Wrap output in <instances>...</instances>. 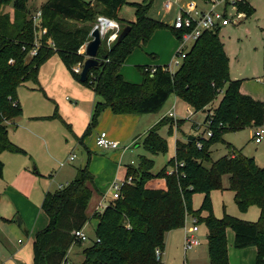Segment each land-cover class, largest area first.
<instances>
[{"label":"trees","instance_id":"16d2710c","mask_svg":"<svg viewBox=\"0 0 264 264\" xmlns=\"http://www.w3.org/2000/svg\"><path fill=\"white\" fill-rule=\"evenodd\" d=\"M152 1L131 4L135 9V21L128 22L118 16L126 0H48L40 9L39 28H34L26 0H15L12 14L1 12V7L10 0H0V152L26 155L9 141L7 123L21 115L17 89L26 82L38 85V70L45 61L57 55L72 78L79 82V75L72 68L85 61L84 53L79 50L88 41L96 17L115 21L122 30L130 27L121 42L115 41L108 49L99 48L97 57L102 63L88 71L83 83L79 82L100 99L79 141L90 135L105 108H110L114 114H154L174 95L196 113L210 109L221 93L222 98L204 119L205 133L190 141H176L175 156L169 162L174 166L172 173L167 174L166 169H162L152 175L149 171L153 162L144 157L139 158L137 167H128L126 176L132 177V183H125L119 198L95 214V240L83 250L82 264H161L155 251L163 252L164 234L183 228L187 216L194 217L207 230L209 264H229L227 229L234 234L235 249L255 247V264H264V168L242 155L241 150H231V145L222 138L227 133L262 127L264 103L241 94V80L230 79L228 57L218 37L219 30L204 32L174 72L156 67L151 75L146 67L139 66L141 84L124 81L119 70L125 59L155 30L168 28L147 16ZM236 7L246 16L253 14L249 6L236 4ZM40 28H46L47 33L39 34L36 55L30 57L35 32ZM172 32L179 37L178 32ZM261 33L264 49V28ZM47 39H51L53 47L46 45ZM50 118L60 117L55 111L53 116L44 117ZM168 122L170 120L163 119L144 139L143 147L149 153L167 152L166 141L156 131ZM207 132L211 133L208 138L204 137ZM218 143L225 144L231 154L212 161L209 150ZM2 173L0 161V177ZM223 176H228L227 190L233 192V200L241 212L251 206L259 209L257 221H243L226 213L221 218L213 215L210 194L224 190ZM152 178L165 179L166 189L145 188V183ZM90 182L88 165H85L76 170L72 182L62 189L45 193L41 209L48 224L35 234L32 264L63 262L68 249L76 242L73 232L81 230L87 221L85 211L91 197ZM195 193L203 195L197 210L192 209L191 203ZM202 212L207 215L201 217Z\"/></svg>","mask_w":264,"mask_h":264},{"label":"rangeland","instance_id":"374dc122","mask_svg":"<svg viewBox=\"0 0 264 264\" xmlns=\"http://www.w3.org/2000/svg\"><path fill=\"white\" fill-rule=\"evenodd\" d=\"M15 0H10V2L1 7L2 13H13V2ZM26 8L30 14H35L40 11L42 6L48 0H26ZM213 0H196L195 2L198 4H209ZM223 0H215V2H222ZM227 1V0H225ZM127 4H125L120 12L119 16L128 21H133L134 17V9L132 7V3H142L144 0H126ZM178 2V0H177ZM203 2V3H202ZM252 5L255 9L254 14L249 18L244 20L242 23L238 24H230L227 27H223L219 32V37L224 44V48L226 54L229 58L228 70L229 77L233 80H241L245 79L247 82V86L250 88H264V49L262 43V34L260 32L261 28H264V0H240L236 2L237 6L241 4L242 6ZM94 3H90L92 5ZM204 5V6H205ZM93 6V5H92ZM91 6V7H92ZM203 7V6H201ZM218 10H225L224 6L220 4ZM237 10V7H236ZM236 10L233 7L226 8V14L230 19H235ZM238 11V10H237ZM243 12V11H239ZM149 16L157 19L159 21H168L171 19L173 12H168V10H164L163 8V0H153L152 7L149 10ZM97 22V17L95 22L91 26V30L93 25ZM118 24V23H117ZM119 26V24H118ZM90 30V31H91ZM122 32V29L119 26V34ZM111 34V33H110ZM109 34V35H110ZM108 36V35H107ZM106 36V38H107ZM119 36V35H118ZM117 36V37H118ZM116 37V40H117ZM106 38L101 41V46H105L108 49L116 40L111 41L109 46L107 45ZM89 40V39H88ZM179 42L177 38L174 36L173 32L168 28H160L155 30L149 39L145 43H140L138 47L134 49V51L125 59L121 68H123L124 79L128 82L138 84L140 83V75L139 71H137L138 66H149L151 68H156L154 64L155 60L154 55L159 56L160 61H165L164 65L168 66L172 59L175 56L176 51L179 48ZM100 46V47H101ZM188 44L187 47H189ZM60 64V67H59ZM161 66V67H162ZM158 67V66H157ZM176 68H171V71H175ZM56 74V75H55ZM65 74V75H64ZM68 74L71 76L69 71L66 69L64 64L61 62L60 58L56 55L55 58H49L45 61L39 69L37 74L38 82L41 88L36 89V91H30L23 87H19L16 91V97L19 101L20 108L22 110V118L30 113L31 108L33 106V113H38L41 115H53L55 109L57 108V112L60 115H64L69 119L72 118V107H77L85 111V113H89L92 107V102L86 100L85 102L79 101V97L77 94L69 87L66 83L68 78ZM64 75V76H62ZM54 77V81L53 78ZM256 79L260 80L257 82ZM27 85H31V83H27ZM257 85L258 87H255ZM259 87V88H260ZM34 88V87H33ZM84 88V87H83ZM87 89V88H86ZM87 92L90 93V89H87ZM257 95V94H256ZM85 96V95H83ZM88 96H92L88 94ZM222 94H219L217 99L212 103L209 107L213 109L217 106L219 100L221 99ZM68 98V99H67ZM78 99V100H77ZM172 101H174V97H171L169 101L165 104L163 108V112L170 109L172 106ZM74 102L76 104H74ZM35 104V105H34ZM187 106H185L180 101H175V115L179 117L183 121L182 130L186 133H189V136H199L202 133H205V127L195 125V130L191 129V126L195 122H201L204 117L200 112L191 114L186 111ZM92 111V109H91ZM91 115V113H90ZM90 118V116H89ZM179 119V120H180ZM44 120V119H42ZM37 124H42L41 126H36L33 128L37 131L38 134H41L42 131H45V147L42 145L39 140H32L30 142V154H31V170L33 171V167L36 168L34 173H39L40 176L33 174L34 178L37 181L32 188V196L30 198L31 207L22 206L21 210L23 213V217L25 219L24 222L34 221L36 222L38 216L40 217L38 221V225L41 222L43 217H47L44 211L41 210L40 205L43 199V195L46 191L54 192L58 190L60 187L66 186V183H70L75 179L76 169L84 167L88 165V171L90 173L91 169L89 167L90 162L87 155V150L84 148V143L89 148L94 147V139L97 133H100L99 127L93 128L92 134L85 138L83 145L79 144L75 137L81 138L84 133V129L81 134L78 136H74L75 131H80L81 127L78 128L79 125L70 122L68 120V124H71V130H69L62 122H60L57 118L47 119L44 122L34 121ZM86 127V126H85ZM146 129V128H143ZM263 136L262 141L259 145H256L253 140V128H246L242 131L235 133H227L224 135L223 139L226 143L232 144L238 150L241 149L242 154L248 158H252L255 164L264 168V124L261 127ZM168 128L162 127L159 131V135L163 138L167 139L168 142V150L165 155H158L152 157L154 160V167L152 172L155 174L163 166L168 165V161L174 155V138L173 135H168ZM41 132V133H40ZM36 133V132H35ZM141 133V132H140ZM144 134V133H143ZM142 135V134H141ZM188 135V134H187ZM205 135V134H204ZM7 137L9 141H12V133H9L7 130ZM23 140L24 138L21 137ZM130 141V140H129ZM127 142H120L121 146H130L128 150H126L123 156V163L128 161H137L139 156L148 157L147 153L144 149L139 147H134L133 144ZM142 139H140L141 143ZM28 141H24V145H27ZM88 144H90L88 146ZM89 148V149H90ZM228 148L222 144L218 143L211 147V160L215 161L222 156L228 155L230 151ZM117 152H122L121 150H114ZM6 152V151H3ZM0 152V155L3 153ZM23 156V155H22ZM69 157H73L72 161H68ZM3 159V157H1ZM25 158V157H22ZM27 159V158H25ZM24 159V160H25ZM108 159V158H107ZM112 163V161H110ZM114 162V161H113ZM63 163L64 166H60ZM122 163V162H121ZM114 165L118 168L117 172L108 171L102 172V176H100V180L102 184H105L104 191L107 190L108 198H112L110 192V188L113 183L121 184L124 182V171L123 167L119 165L117 162H114ZM94 167V162L92 164ZM169 169V166H167ZM92 174V173H91ZM90 174V175H91ZM93 175V174H92ZM91 175V176H92ZM111 175V176H110ZM110 176V177H109ZM227 177H223V183L226 184ZM107 181V182H105ZM2 183L0 182V185ZM150 186L153 188L163 187L164 183L157 178H154L150 183ZM91 197L86 209V215L92 214V212L96 209L99 199L101 195H97V192L94 190L93 186H91ZM1 189V187H0ZM202 194L195 193L192 197V209L197 210L200 208L202 203ZM210 203L212 207V213L216 218H221L224 213L236 217L243 221L255 222L259 217V210L256 206L249 207L245 212H241L234 200L233 193L231 191H213L210 194ZM7 204V200H6ZM105 206V205H104ZM101 210V209H99ZM5 213L6 211H1ZM15 213V212H14ZM13 213V214H14ZM12 214V215H13ZM201 217L205 216V212L201 213ZM11 215V217H12ZM23 222V217L17 214L14 216V219L9 220L6 223H0V264H18L12 258V255L17 250L16 241L20 234V237L23 240L22 246L26 244L28 236H25L23 229L19 228L18 220ZM30 219V220H28ZM2 222V221H1ZM96 222V219H91V225L85 228V234L89 237L87 241L79 243L75 246L76 251L79 252L83 248L88 247L91 243L90 241L94 240L95 234L92 226ZM30 224V223H29ZM193 226V218L191 216H187L184 224V228L176 229L171 233V237L168 242L164 243V254L161 255V264H209L208 256H207V239H206V229L204 225L198 224V232L195 233L196 238L200 241V245L195 247L191 251H188L186 254L183 253L182 242L184 230L191 228ZM232 232L230 229H228ZM18 232V233H17ZM90 239V240H89ZM27 250H24L22 255V260L25 264H27ZM73 256V255H72ZM72 260V259H71ZM72 264H79V261L75 259L72 260Z\"/></svg>","mask_w":264,"mask_h":264},{"label":"crops","instance_id":"0c3cea01","mask_svg":"<svg viewBox=\"0 0 264 264\" xmlns=\"http://www.w3.org/2000/svg\"><path fill=\"white\" fill-rule=\"evenodd\" d=\"M167 1H169V0H163V8L166 11L168 10V12H171V11L173 12V15H172L170 20L164 22V21H159L157 19H154V18L150 17L149 14H147V16L149 18L153 19V20H156V21H159V22L165 24L170 31H173L172 28H171V23H172V20H173V17H174L175 6L171 2V3L168 4L167 7H165V4L167 3ZM186 1L195 2L196 0H186ZM132 4H134V3H132ZM248 4H249V2H248ZM198 5L199 6H203V8L206 7L205 4H202V5L198 4ZM249 7L253 9V14H254V12H255L254 7L252 5H250V4H249ZM134 12H135V9H134ZM237 12H239V11H237ZM242 14H244V17L242 18V20L239 23H242L244 20L249 19L253 15L252 14L250 16H246L245 13H242ZM118 16H119V14H118ZM119 18L125 20L124 18H122L120 16H119ZM125 21H128V20H125ZM134 21H135V19L133 21H128V22H134ZM225 27H227V26H225ZM222 28H220L219 31H218V37H219V32H220V30ZM261 29H263V28H261ZM261 29H260V32H261ZM173 34H175V33H173ZM219 39H220V37H219ZM220 41L223 44L221 39H220ZM223 48H224V44H223ZM82 52H84V51H81V53ZM224 52L226 54L225 48H224ZM55 57H56V55H53L51 58H55ZM153 58L155 60H153L154 62H151V64H154V66L161 67L162 65H164L165 61H160L159 60V56L154 55ZM85 59H86V57H85ZM228 63H229V58H228ZM122 65H121V67H122ZM59 67H60V64H59ZM140 67H146V69L151 68L149 66H140ZM162 67H164V66H162ZM137 71H138V69H137ZM38 72H39V70H38ZM119 74L122 76L123 79L125 78L124 74H123V68H120ZM64 75H62V76H64ZM139 75H140V79H138V80H140V83H138V84L128 82L125 79H124V81H126V82H128L130 84L139 85L142 82V76H141L140 72H139ZM52 78H53V81H54V77H52ZM231 80H233V79H231ZM256 81L260 82V80H258V79H256ZM247 82L248 81H246L245 79H241V85H240V88H239L240 93L243 94V95L250 96L254 100H258V101H261V102L264 103V88H261L260 86H259L260 87L259 88L257 85H255V87H258L256 89L250 88L249 86H247ZM27 83H31V85L28 86ZM66 83H67V85L69 87L72 88V90L77 94V96H80L79 97V101L85 102L86 100L90 99V101L92 102L91 109L93 110L95 103L98 100H100L99 98H97L94 95L93 91L90 89V93H88L87 89H89V88H87V87L81 85L79 82L75 81L72 78V76H70L69 74H68V78L66 80ZM37 84L38 85H35L32 82H26L23 85H21L20 87H23V88H25L27 90H30V91H36V89H39V90L41 89L40 85H39V82H38V78H37ZM88 94H91L92 96L89 97ZM83 95H85V96H83ZM171 97H174V101L171 102L172 106L170 107L169 110L163 112V108H164L165 104L169 101V99ZM220 100H219V102H220ZM175 101L182 102L181 100H179L174 95H171L167 99V101L165 102V104L163 105L161 110L159 112H157V113H154V114H145V115L114 114V113H112L110 108H105L101 112V114L99 115L96 126L99 127V129L101 130L100 132H105L110 140L116 141L118 143L127 142V141L130 140L129 143L130 144L132 143L134 147L141 146L144 149V151L147 153L148 157L139 156L137 161H135V162L131 160V161H128L126 163H123L122 160H123V156H124L126 151L125 152H121V153L117 152V151H114V150L104 151V150L98 149L95 146V144H94L95 148L94 147L90 148V146H89L90 144H88V146L90 148L89 149L86 146V143H84L85 138L82 141H79L80 139L75 137L79 144L83 145V143H84L83 146L87 150V155H88V158H89L88 160L90 162L89 167L91 169L90 174L91 173L93 174V175L91 174L92 176L90 175L91 176V182L88 183V187L90 188V190H92L91 186H93L94 190L97 192V195H101L96 209L92 212V214H90V215L87 214L86 215L87 221H86L85 225L81 229L84 233H85V228L88 227V225H91V219H95L94 218L95 214L101 213L110 204V202L113 201L112 198H108L107 190L104 191L106 183L102 184V181L100 180V176H102V174H103L102 172L103 171L104 172H108V171H112L114 169V171L117 172L118 168L114 165V162H117L119 165L124 166L123 167L124 181L130 178L131 179V183H132V177H130V176L127 177L126 176L127 169H128V167L130 165H132L134 167H137V165L139 163V158L140 157H144V158H146L148 160H151L153 162V167H154V163L155 162H154L152 157L166 154L165 153V154H155V155H153V154L149 153L143 147V141L146 138V136L148 135L149 131L153 127H155L163 119H168V121L170 120V122L165 123L163 126H161L156 131L157 134L159 135L160 129L162 127H167L168 128V130H167L168 135H173L172 138H174V155H173V157L170 160H172L174 158V156H175L176 141L177 140L181 141V142L189 141L188 140L189 133H186L185 131L182 130V125H183V121L184 120H181L179 117H176V115H175L174 118L168 116V113L170 111H173L174 114H175ZM17 102L19 104L18 100H17ZM219 102H218V104H219ZM182 103L185 106H187L186 111H192L193 112V110H192V108L190 106H188L184 102H182ZM74 104H76V103L74 102ZM218 104H217V106H218ZM217 106H215L213 109H215ZM91 109H90L89 113H85V111L82 110V109H79L77 107H72L71 108V110H72L71 114H72V118H73L72 120L69 119L68 117L64 116V115L58 114L57 108L55 109V111L58 114V116L60 117V118H57V119H59L60 122H62L69 130H71V124L72 123H75L76 125H79L78 128L81 127L80 131H77V132L75 131V134H74V136L80 137L79 135L81 134V132L83 131L84 128H85L84 130H86L87 125H88V123L90 121L89 116L91 117V115H90V113H92ZM213 109H207L206 111H201L200 113L203 114L204 117L202 118L201 122L193 123V125L191 126V129L194 131L195 130V125H198L199 127L205 126L204 125V119H205L206 115L211 112L210 110H213ZM196 113H198V112H196ZM21 115H22V110H21ZM21 115L18 118L14 119L13 121L8 122L7 126H8L9 133H12V137H13L11 143H13L14 145L18 146L22 150H24L26 152V155L22 156V154H15V153H10V152H3L0 155V161L3 163V173H2V176L0 177V182L2 183L0 185V187H1V189H0V223L9 222V220L14 219V216H16L17 214H19L20 216L23 217V213H22V210H21V203H22V206H27V207H31L32 206L31 201H30L31 196L33 195L32 194V188H33L34 184H36L37 181H38V180H36L34 178L33 174H36V175L40 176L39 173H34L36 168L33 167V171L34 172H32V170H31V165H30V163H31V154H30L31 151L30 150L31 149H30V145L29 144L34 139V140H37V141L39 140V142H41L43 146L45 145V142H46L45 141V137H46L45 131H42V133L40 132L41 134H38L37 131L33 128V126L35 127L36 124H37L34 121L44 122L45 120H47V119H44V117H50V116L49 115H41V114H38V113H33V106L31 108L30 113H27L23 118H22ZM51 116H53V115H51ZM42 119H44V120H42ZM50 119H52V118H50ZM68 120H70L71 124H68V122H67ZM37 125L42 127V124H37ZM143 128H146V129H143ZM90 134H92V131H91ZM98 134L99 133H97L96 136ZM194 135H192L193 138L195 137ZM21 137H23L24 140ZM159 137L166 141L167 150H168L167 139L163 138L160 135H159ZM223 137H224V135H223ZM140 139H142L141 143H140ZM24 141H28L29 143H27V145H24ZM224 142L226 143L225 140H224ZM94 143H95V139H94ZM260 143H258L256 145H259ZM227 144H230V143H227ZM230 145H231V150L232 149L238 150L232 144H230ZM44 148L47 151V148L45 146H44ZM129 148H130V146H129ZM209 152L211 154V148H210ZM241 153H242V151H241ZM229 154H231V151L228 152V155ZM1 157H3V159ZM22 157H25L27 159L22 158ZM170 160L168 161V165H167V166H169V169H167V166H163L162 167V169H166V173L167 174H170L173 171V169H174V166L169 164ZM110 161H112V163ZM93 162H94V167H92ZM61 164L62 165H60V166H64L63 163H61ZM153 167L151 168V170L149 172L152 175H155L159 171L154 174L152 172ZM81 168H83V167H81ZM162 169H160V170H162ZM223 177H222V180H223ZM153 179L154 178L148 180L145 183V188L152 189V190H165L166 189V182H165V179H163V178H157L158 180H161L164 183L163 187H161V188L160 187H158V188L151 187L150 183L153 181ZM105 182H107V181H105ZM67 184L68 183H66V185ZM222 186L224 188V190H222V191H229V190H227L228 177H227L226 184H224L223 181H222ZM63 187H60L59 189H62ZM47 192H50V191H46L45 193H47ZM45 193H44V195H45ZM44 195H43V198H44ZM6 200H7V204H6ZM202 200H203V198H202ZM42 201H43V199H42ZM40 208H41V205H40ZM99 209H101V210H99ZM1 211H6V212L2 213ZM85 214H86V211H85ZM11 215H12V217H11ZM206 215H207V213L205 212V216ZM205 216H203V217H205ZM19 218L20 217H18L17 219L19 220ZM192 218H194V217H192ZM39 219H40L39 216H38L36 222L31 221L30 219H28V220H30L29 221L30 224L27 221L24 222L25 221L24 217H23V222H21L19 220L20 221L19 228L23 229V232H24L25 236H28V238H27L26 244L24 246H22L23 240L20 237V234L17 235L18 236V239L16 241L17 250L12 255V258H14V260H16L17 262H20L18 264H25L24 261L22 260V255H21V253L24 250H27V253H26L27 258H28L27 259V264H32V244H33V240H34L35 234L37 232L43 230L48 224V218L47 217L46 218L43 217L41 219L40 224L38 225ZM96 224H97V220L94 223V225L92 226L94 234H95ZM173 231L174 230L166 232L164 234V243H165V245L168 242V240L170 239L171 233ZM206 233H207V230H206ZM184 236H185V230H184L183 240H184ZM226 239H227V253H228L229 264H255L256 255H257V251H256L255 247H248V248H245V249H235L233 247L234 234H233V232H230L228 229L226 231ZM94 240H95V237H94ZM93 241H90L91 243L88 246H90L93 243ZM81 243L82 242H80L79 245ZM77 244L78 243L75 242L74 244L71 245V247L67 251L65 259L63 260V262L61 264H72V260H73L74 257H75V259H77L79 261V264H82L83 259H84L83 250L85 248H87V247L83 248L81 251L79 250V252H78V251H76V248H75V246H77ZM182 245H183V242H182ZM162 254H164V251L161 253V255ZM207 256H208V253H207ZM160 261H161V258H160ZM208 261H209V259H208Z\"/></svg>","mask_w":264,"mask_h":264},{"label":"built area","instance_id":"2783aa9c","mask_svg":"<svg viewBox=\"0 0 264 264\" xmlns=\"http://www.w3.org/2000/svg\"><path fill=\"white\" fill-rule=\"evenodd\" d=\"M240 0H223L222 2H215L213 0L211 3L207 4L205 8L199 6L197 3L192 1H186V0H169L165 4V7L168 6L169 3H173L175 6V12L174 17L171 23V28L173 31L179 33V37L177 38L179 42V48L175 53L174 58L172 59L171 63L168 66L162 67L163 71L167 72H174L171 71V68L175 67L176 69L182 64L183 60L186 57V53L190 49L193 43L198 40V38L204 33V32H212L215 30H219L222 27L229 26L230 24H238L242 18L244 17V14L241 12L236 11L235 19H230L226 14V8L227 7H233L234 10H236V2ZM221 5L224 6L225 10H218V7ZM40 11L36 12L32 15V23L34 28H39V19H40ZM103 22H105V28L103 29ZM93 29H98L100 32V38L101 41L106 38L107 45L109 46V43L111 41L116 40V37L119 35V26L115 21L109 20L107 18H104L102 16L97 17V22L93 25ZM89 32L88 38L91 40V32ZM47 33L46 28H40L35 32L34 35V42H33V48L29 51V56L36 55L37 49L39 47V34L45 35ZM111 33V34H110ZM110 34V35H109ZM88 40V41H89ZM88 41L81 46L79 52L84 51L86 44ZM188 44H190L189 47ZM46 45L49 47H53V43L51 39H47ZM84 52H82L83 54ZM82 64H78L75 67L72 68L73 72L77 75H80L82 70ZM146 71L149 72V74L153 75L156 71V68H149L146 69ZM189 114H191L190 111H188ZM169 117H175V114L173 111H170L168 113ZM211 136L210 132H207L204 137L208 138ZM263 136V132L261 127H255L253 128V140L255 144H258L261 142ZM95 146L100 150H121L122 152L126 151L129 146H121L118 142L110 140L105 132H100L95 137ZM73 157H69L68 161H72ZM62 165V164H61ZM174 171V169H173ZM172 171V172H173ZM171 172V173H172ZM130 184L131 179L125 180L121 184L113 183V185L110 188V194L112 197V200H115L119 198V194L121 191V188L124 184ZM198 231L197 222L196 219L193 218V226L191 228H188L185 230V236L183 240L182 249L183 252L186 254L188 251H191L195 247H198L200 245V241L196 238L195 233ZM74 240L76 242H85L88 240L87 236L82 230H76L73 232ZM98 242V240H96ZM155 257L157 260H160L161 258V251L156 250L155 251Z\"/></svg>","mask_w":264,"mask_h":264},{"label":"water","instance_id":"95a60500","mask_svg":"<svg viewBox=\"0 0 264 264\" xmlns=\"http://www.w3.org/2000/svg\"><path fill=\"white\" fill-rule=\"evenodd\" d=\"M105 28V22H103V29ZM130 30V27H126L122 30V32L117 37V42H121L126 35L128 34ZM91 40L88 41V43L85 46L84 49V55L86 57L83 67L81 70V73L79 75V82L83 83L86 80L88 71L92 68H97L102 62H100L97 58L98 51L101 46V38H100V32L98 29H93L91 32ZM104 59V58H103ZM188 140H193V136H189ZM18 220V219H17ZM18 224H20V221L18 220Z\"/></svg>","mask_w":264,"mask_h":264}]
</instances>
